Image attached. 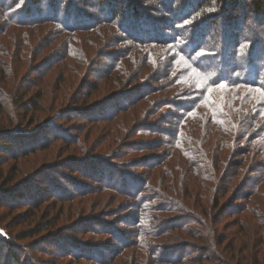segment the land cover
<instances>
[{
    "label": "trees",
    "instance_id": "trees-1",
    "mask_svg": "<svg viewBox=\"0 0 264 264\" xmlns=\"http://www.w3.org/2000/svg\"><path fill=\"white\" fill-rule=\"evenodd\" d=\"M35 1L38 0H26L22 10V0H2L0 3L3 23L0 37L12 41L16 38L21 43V50L15 55L5 53L0 60V153L12 160L10 169L4 171L3 157L0 158V184H4L5 192L8 191V203L7 200L6 205L0 203V209L5 208L6 216L14 211L5 213L14 198L39 194L30 185L23 190L15 187L21 184H17V176L20 162L25 157L47 151L57 144L55 142L67 154L90 160L102 158L115 148L111 147L109 151L112 152L106 154L94 152L95 140L89 142L87 136L82 137L84 131L77 139L73 135L55 137L52 133L47 138L34 135L46 130L53 122L73 120L67 115L72 111L94 112L96 117L85 120L94 125L104 109L114 110V116H117L133 105L132 91L117 92L104 98L88 99L89 94L85 99L82 97V87L93 88L94 84L76 75L70 65L84 59L81 49L77 48L75 34L78 29L89 27L84 24H88L90 18L84 14L87 19H81L80 7H73L71 2L64 11L58 8L57 0L44 3L45 9L33 8ZM78 2L82 6L87 4L85 0ZM135 4L133 0H108L101 4L100 12H103L104 20L109 17L114 25L120 15L118 26L127 36L125 41L129 42L131 35L137 45H149V49L157 46L160 47L158 53L162 50L168 54L160 60L161 54L157 50L152 53L142 50L145 67L152 68L157 79L164 80L168 86L166 92L170 100L160 107L177 109L167 115L169 129L162 133L169 151L159 163L163 162L162 167L169 169V175L154 178L162 183L166 179L169 184H164V192L139 195L138 175L121 177V186L115 190L109 188L126 198L120 205L123 208L122 226L120 230L101 231L102 237L112 243L119 240L121 244L118 247L112 244L114 248L110 246L105 251L96 247L89 254L92 245L83 249L81 255L54 257V264H62L65 260L67 264L81 261L89 264H264V0H157L170 17L160 19L154 28L152 22L141 15L144 9ZM138 25L142 27L143 35L136 30ZM52 34L60 37L65 56L60 64H50L46 70V74H50L55 69L57 91L48 96L46 88L43 92L45 78L39 82V92L29 95L21 89L19 76L23 74L17 66L29 64L30 67L37 56L32 54L34 48L44 47L45 36ZM41 35L44 38L30 44L29 38ZM145 37H152L155 43L144 44L149 41V38L142 39ZM0 46L3 47L1 43ZM24 46L28 49L24 50ZM130 55L129 51L125 56L116 57L110 64L112 69L123 73L129 71ZM67 74L71 75L69 79ZM68 81H72L75 88L81 84L74 95L71 92L66 97L59 87ZM146 97L148 94L138 95L134 102ZM54 99L55 104L49 106L43 116L38 109L43 100ZM68 101L73 104L70 108L66 106ZM125 101L128 103L124 104ZM125 134L127 129L121 138ZM70 146L75 149L72 151ZM174 153L180 154L181 163ZM178 159L179 163H176ZM35 168L33 174L41 169ZM8 184L14 187H6ZM128 186L138 189L132 193L126 189ZM101 191V187H86L80 199L99 206L104 199L100 197ZM226 216L229 219L221 224ZM43 218L48 222L52 217L46 215ZM156 226L158 232H155ZM127 234L133 242H129ZM167 235L173 242L168 240L166 243L177 244L174 247L179 249L178 253L158 242ZM0 242L6 245L8 240L0 236ZM113 250L112 255L107 254ZM10 254L16 258L13 252Z\"/></svg>",
    "mask_w": 264,
    "mask_h": 264
},
{
    "label": "rangeland",
    "instance_id": "rangeland-1",
    "mask_svg": "<svg viewBox=\"0 0 264 264\" xmlns=\"http://www.w3.org/2000/svg\"><path fill=\"white\" fill-rule=\"evenodd\" d=\"M6 1L10 2L11 0ZM25 1L22 0L20 4L21 10L25 5ZM39 1H35L36 3L32 4L33 8L41 7L45 9L44 3L48 1L54 2L55 0H41L40 6ZM78 1L83 2L84 0H57V3L60 10L66 11V6H69L71 2L73 7H80L81 12L78 14L83 13L81 19H87L84 14H87V17L90 18L88 24H84L89 27L78 29L75 34L78 40L76 43L78 45L77 48L81 49L79 51L84 61H73L70 65L71 68H74L76 75L94 84L93 88L87 87L84 89L85 87H82V97L85 99L86 94H89L91 96L88 99H93L94 97L104 98L113 93L120 92L122 94L132 91L134 96L133 105L117 116H114V110L104 109L103 115L97 118L98 120H96L94 125L85 121L88 117H96V115L92 114L94 112H89V110L88 113H75L72 111L67 115L73 120L53 122L50 127L46 126V130L34 135V137L47 138L52 133L55 137H60L61 135H70L72 137L73 135V138L77 139V135L84 131L81 135L82 137L87 136L89 142H92L93 139L95 140L93 142L94 145H92L96 149L94 152L106 154L111 147L115 148L113 152L109 151V153H112L101 156L103 159L90 160L85 156L67 154L64 148L57 146L58 142H55L57 144H54L49 150L35 152V154L25 157L20 162L21 167L17 176V184H21L15 187H20L23 190L30 185V188L38 190L42 197L39 194H28L17 200L14 198L12 205L10 203V208L5 211V213H9L11 209L14 210L9 216L3 213L5 208L0 209V236H4L9 243L5 245L0 242V264H54V257L81 255L84 253L83 249L92 245L93 248L88 250L89 254H92L93 249L95 250L96 247H100L104 251L105 249H110L112 244L118 247L121 244L119 240L116 241L117 243H114V241L112 243L109 239L102 237L101 231L108 230V228H112L114 231L116 229L120 230L122 226V221L120 220L123 212V208L120 205L126 202V198L123 195L120 196L119 193L109 187L115 190L122 184L121 177L134 174L138 175L139 195L158 194L163 191L164 184H169L166 179L162 183V180L156 182L154 178L160 175L162 178L169 175L167 173L169 169L162 167L163 162L159 163L163 160L165 153L169 151L162 133L165 129H169V126L166 125L169 119L167 115L176 112L177 109L174 107L167 108L166 106L160 107L161 104L170 100L166 92L168 86L164 80H158L152 68L145 67L144 61H142L144 58L143 51L150 50L152 53L160 47L154 46L149 49V45H137L131 35H129V42L125 41L124 38H127V36L120 32L118 26L120 15L117 16L116 21L118 22L114 25L110 23L109 17H107L108 20H104L103 12H100L101 4L106 3L108 0H102V2L101 0H85L87 4L84 6ZM133 1L139 8L144 9L141 15L152 22L151 26H157L160 19L170 17L169 14L162 10V4H157V0ZM1 2L2 0H0ZM1 18L0 14V28L3 26ZM81 24L83 23L81 22ZM48 27L50 28L51 26ZM159 29H161V25ZM136 30H139V33L143 35L141 26L138 25ZM42 37L44 38L43 35L29 38L30 44L36 43L38 38ZM49 37L50 35L45 36L47 41H49L48 43L47 41L43 42L44 47L34 48L32 54H37L36 60L30 67L29 64L25 65L26 68L28 67L27 73L23 64L17 66L19 71H21V75L23 74L19 76L21 89L28 91L29 95L35 91L39 92V82L45 78L43 92H45L46 88L48 96L57 91L55 69L50 74H46V70L50 64H60L61 59L65 57L64 46L59 39L60 37L58 38L56 34H52ZM148 38L149 41L143 42L144 44L146 42L155 43V40L151 39L152 37L142 39L148 40ZM0 43L4 47L0 46V52H3V54H0V60H2L1 57H4L5 53H13L15 55L21 50V43L16 38L12 41L6 40L4 36H1ZM133 46H138L140 49L133 48ZM23 49L27 50L28 48L24 46ZM129 51L131 54L129 71L123 73L121 70H113L110 64L114 59L127 55ZM160 51L158 53L159 51L157 50V53L161 54L160 60L168 56L167 53ZM12 71L14 73V70ZM145 75L146 77L144 78ZM47 77L49 81H47ZM69 77L71 75L67 74V79ZM80 84L75 88L73 82L68 81V83L63 82L60 84L59 88L64 91L63 93L67 97L71 92L74 95ZM130 86L132 88H129ZM15 91H18L16 87ZM137 94L140 96L148 94V97L134 102L138 97ZM126 101L124 104L128 103ZM54 104L55 99L43 100L38 108L39 112L44 116L48 108ZM72 105L69 101L66 103L68 108ZM126 129L127 134L121 138ZM10 144L8 145L10 146ZM233 147L235 148L234 145ZM245 148H247L246 143L243 145V149ZM70 149L73 151L75 148L70 146ZM178 154L174 153V156L178 157L181 163L183 159ZM2 157L0 153V158ZM179 159L176 163H179ZM171 162L175 163L173 159H171ZM11 163L12 160L3 157V170L10 169ZM36 166L41 169L33 174L32 171L36 169ZM7 172L9 173L10 171ZM172 172L182 175V173H177L174 170ZM12 186V184H8L6 187ZM2 187L4 188V184H0V203L4 202L3 205H6L8 203L6 194L8 191L5 192L7 189L5 190ZM86 187L103 188V191L100 192V197L104 198L101 205H90L86 199H80V194ZM158 188L159 190H157ZM126 189L133 193L138 188L137 186H128ZM106 195H114L115 197H107ZM31 197L34 198L32 199ZM37 203L42 204L36 206ZM46 215L52 217L48 222L43 221V216ZM228 219L227 216L224 217L221 224ZM170 223H173V221ZM158 231L159 227L156 226L155 232ZM170 234L176 235V232H171ZM129 236L127 234V239L129 238V242H133ZM169 237L170 235H167L161 239L162 241L158 242L161 243V246L164 245L165 248H168V250L178 253L179 249L174 247L177 244L166 243L168 240L173 242V239ZM112 248L114 247L112 246ZM115 250L107 252V254L112 255ZM10 252H13L16 258L13 259L14 256H10ZM62 264H67V260L63 261ZM77 264L89 263L81 261Z\"/></svg>",
    "mask_w": 264,
    "mask_h": 264
}]
</instances>
